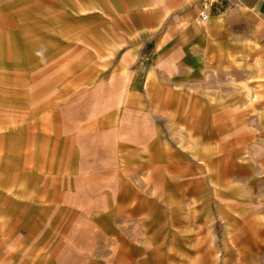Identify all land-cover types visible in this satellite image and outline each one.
I'll return each mask as SVG.
<instances>
[{
	"label": "crops",
	"instance_id": "crops-1",
	"mask_svg": "<svg viewBox=\"0 0 264 264\" xmlns=\"http://www.w3.org/2000/svg\"><path fill=\"white\" fill-rule=\"evenodd\" d=\"M161 1L76 76L105 108L57 80L0 139V264H264V0Z\"/></svg>",
	"mask_w": 264,
	"mask_h": 264
},
{
	"label": "rangeland",
	"instance_id": "rangeland-1",
	"mask_svg": "<svg viewBox=\"0 0 264 264\" xmlns=\"http://www.w3.org/2000/svg\"><path fill=\"white\" fill-rule=\"evenodd\" d=\"M154 2L162 1L0 0V139L6 131L15 135L20 120L30 121L31 115L46 108V90L51 85L56 88L57 80L64 83L63 89L52 95L57 93L71 110L84 102L89 119L90 112L105 108L119 92L117 86L109 91L108 72L83 89L72 84L81 73L87 76L93 69L106 68L111 45L122 43L119 55L123 48L147 38L144 15ZM102 80L105 85L94 92ZM88 124L83 132H87L89 154L94 156L96 136Z\"/></svg>",
	"mask_w": 264,
	"mask_h": 264
},
{
	"label": "built area",
	"instance_id": "built-area-1",
	"mask_svg": "<svg viewBox=\"0 0 264 264\" xmlns=\"http://www.w3.org/2000/svg\"><path fill=\"white\" fill-rule=\"evenodd\" d=\"M202 19L204 20L206 17H207V13L206 12H204L203 14H202Z\"/></svg>",
	"mask_w": 264,
	"mask_h": 264
}]
</instances>
